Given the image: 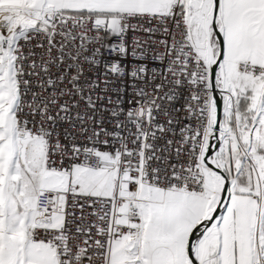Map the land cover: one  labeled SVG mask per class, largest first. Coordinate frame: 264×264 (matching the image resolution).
Wrapping results in <instances>:
<instances>
[{
    "label": "snow or ice",
    "instance_id": "1",
    "mask_svg": "<svg viewBox=\"0 0 264 264\" xmlns=\"http://www.w3.org/2000/svg\"><path fill=\"white\" fill-rule=\"evenodd\" d=\"M0 264H264V0H0Z\"/></svg>",
    "mask_w": 264,
    "mask_h": 264
},
{
    "label": "built area",
    "instance_id": "2",
    "mask_svg": "<svg viewBox=\"0 0 264 264\" xmlns=\"http://www.w3.org/2000/svg\"><path fill=\"white\" fill-rule=\"evenodd\" d=\"M126 39H128V41H129V48H131V37L130 36L126 37ZM105 42L108 44H115V43H118L119 40L115 36H110ZM102 51L104 53V59H106L108 61L119 59L122 64L128 65L129 68L132 66L133 63L137 62L133 59V57L131 56L130 53L126 58H122L117 53H110L106 50H102ZM128 94L129 95L125 97L126 100L130 98L131 88L128 89ZM177 107H179V105H177ZM108 126L110 127V125H108Z\"/></svg>",
    "mask_w": 264,
    "mask_h": 264
}]
</instances>
